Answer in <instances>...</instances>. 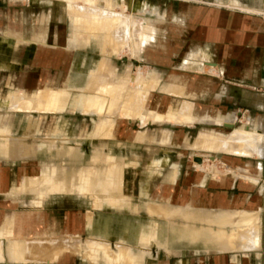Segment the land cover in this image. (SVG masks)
Wrapping results in <instances>:
<instances>
[{
	"label": "crops",
	"instance_id": "obj_1",
	"mask_svg": "<svg viewBox=\"0 0 264 264\" xmlns=\"http://www.w3.org/2000/svg\"><path fill=\"white\" fill-rule=\"evenodd\" d=\"M48 1L63 4L71 23L69 34L61 45L41 43L43 33L29 40L18 38L19 43L36 44L25 46L20 54L27 63L32 60L30 64L43 68L26 78L36 90L28 93L10 87L0 98V112H11L4 107L9 97L33 101L41 91L59 92V87L41 84L51 77L55 59L64 63L83 49L76 47L75 39L86 47L90 38L101 36L106 49L103 26L87 29L88 18L76 24L77 15L70 13L66 2ZM168 1L163 11L167 34L163 57L152 50L146 55L147 64L163 66L165 76L155 89L160 79H145L150 84L147 114L159 116L144 123L136 119L140 125L149 124L147 132L131 131L135 119L80 113L90 120L84 136H56L63 134L57 126L50 142L29 144L19 139V158H11L12 141L0 145L4 156L0 158L4 161L0 165V264H76V254L97 263L89 257L94 247L88 242L107 244L111 252L127 248L143 262L145 257L150 259L149 264H188L189 257L194 258L191 264H264V20L259 17L264 0ZM104 2L113 9L127 4L126 0ZM134 10L135 18L146 17L140 28L133 26L138 34L137 54L152 42L156 28L150 20L161 14L148 7ZM175 50L178 56L173 57ZM46 54L51 55L46 56L52 60L49 64L40 61ZM97 56L101 59V54ZM101 63L88 72L85 82ZM123 77L94 78L102 84L125 82L128 76ZM11 79L5 78V84ZM26 83L22 87L29 90ZM69 85L73 91L79 88ZM176 100L179 104L174 108ZM182 111L188 117L178 120ZM29 117L32 121L33 115ZM6 129L9 125L0 126V131ZM237 129L259 134L256 154L196 146L200 136H211L214 146L221 145ZM155 130H160L159 136H154ZM24 132H28L25 137L33 134L31 123ZM43 148L49 150L30 154ZM207 160L214 171L204 170ZM112 172L115 186L93 193L92 180L100 179L105 185ZM108 211L122 213L120 224L132 225L130 238L120 233L108 239L102 232L100 226L108 225L104 216ZM108 241L116 242L114 249ZM66 244L76 251L62 249ZM25 245L30 248L23 249Z\"/></svg>",
	"mask_w": 264,
	"mask_h": 264
},
{
	"label": "rangeland",
	"instance_id": "obj_2",
	"mask_svg": "<svg viewBox=\"0 0 264 264\" xmlns=\"http://www.w3.org/2000/svg\"><path fill=\"white\" fill-rule=\"evenodd\" d=\"M127 4H123L124 11L127 13H137L133 12L134 9L143 10L148 7L151 9H156L161 16L153 17L150 22L156 28V32L154 34V38L152 42L142 47L140 53L135 55H131L130 48H124L119 51V53H115L114 51H110L107 48L105 49V45L103 46V39L97 37L90 38L86 47L80 45V42L75 39L76 47L80 46L83 49H79L71 59L65 60L62 63L60 60L55 59L54 66L52 68L54 71L50 73L51 77L47 80H44L41 86L47 87H59V93L61 91L69 90L70 85L68 86V82L72 84L81 85L83 87L86 75L90 70H93L99 61H103L105 73L107 76H131L133 74H137L141 71L143 77L147 80L148 78H159L156 85L153 89L159 87V84L164 83V68L160 65H148L147 64V54H150V51H155L156 55L159 57H163V48L165 44V39L167 38V34L163 31L164 17L163 11L165 6L169 5L168 0H126ZM121 6V5H120ZM116 6L114 9L119 11L122 7ZM142 18L136 17L137 27L140 28L142 22L146 17L141 16ZM261 17V15L259 16ZM262 18V17H261ZM62 27V28H61ZM71 28V23L69 18L67 17L66 11L64 10V6L61 2L57 1H48V0H0V98L3 95L8 94V92L12 89H24L23 91L32 93L36 90L35 87L31 88L28 83L29 90H25L26 78L29 79L31 74L36 73L39 69L43 68L40 64L33 65L32 60H29L28 63L25 61L24 56H22L21 49L26 47H32L34 45L30 42L25 45L24 43H19L17 40L20 36H25V39L29 40V37H34L35 34L43 33L44 40L41 42H45V44L49 45H61V41H65L69 34V30ZM61 30H63L61 32ZM68 31V33H67ZM87 37L88 34H84ZM11 37L15 40L13 44H10L7 41V37ZM166 37V38H165ZM69 42V40H68ZM71 42V41H70ZM39 44V43H37ZM36 46V44H35ZM88 46V47H87ZM148 49V50H147ZM177 53V54H176ZM101 54V59L97 55ZM46 56H51L46 54L44 57L41 55L40 61H44L45 64H49L52 60L46 58ZM178 56V50L173 51V57ZM22 60V61H21ZM35 60V59H34ZM51 62H50V61ZM20 61L22 63H20ZM175 65V64H173ZM51 66V65H50ZM167 69V68H166ZM207 70V69H206ZM167 71V70H166ZM137 72V73H136ZM156 73V75H155ZM174 73H179V71H174ZM178 77V76H177ZM5 78H12L10 80V84L6 83ZM53 78H57L53 80ZM25 79V81H24ZM110 82H113L112 80ZM26 83V84H27ZM87 83V82H86ZM24 86V87H22ZM9 91H7L9 88ZM81 87V88H82ZM69 88V89H68ZM152 90V89H151ZM7 91V92H6ZM5 93V94H4ZM179 102L176 100L173 102V107H178ZM33 115L32 121H30L29 115ZM5 113L0 112V126L1 125H9L10 129H6V131H0V145L2 143L12 141L13 147L12 153L14 155L11 158H19L18 156V141L19 139H25V141L29 144L40 143V142H50L49 137H51L52 130L57 126L62 130L61 135H56L60 137H70L76 135L84 136L86 127L88 126L90 120H85V117L78 112H72L70 110H66L60 114H38V113ZM46 115V116H45ZM47 117V118H46ZM98 117H92L91 119H97ZM125 120H129L120 116ZM124 120V121H125ZM130 119L129 121H132ZM137 121V122H135ZM31 123V128L34 131L33 134L25 137L24 130L26 126ZM138 120H134L130 127L132 132L136 131H144L145 129L149 130V124L140 125L138 124ZM93 125V124H92ZM160 130L152 131L155 133L154 136L160 135ZM162 131V130H161ZM212 131V130H209ZM168 132V131H167ZM207 132V131H204ZM170 133V132H168ZM202 133V132H199ZM218 133V132H216ZM69 134V135H68ZM24 135V136H23ZM228 135V134H227ZM197 137V136H196ZM167 141L169 139H166ZM195 140V139H194ZM193 140V141H194ZM68 142V141H67ZM162 142V141H161ZM193 142L191 143V148L193 147ZM55 148V145L53 146ZM51 149V148H50ZM49 149L43 148L42 150H36L35 152H31L30 154L44 153ZM29 154V155H30ZM207 158L208 156H203ZM0 158H4L3 155L0 154ZM209 159V158H208ZM210 160L205 162L206 165H203L205 171L214 170L213 166L209 163ZM18 163V162H17ZM208 164V165H207ZM0 165H4V161L0 162ZM195 165V164H194ZM25 181V178L23 179ZM129 193V192H126ZM104 216L108 218V225L100 226L102 232L107 235L108 239L115 238L120 233H125V236L131 237L132 225L120 224L122 213L117 211L112 212L108 211L104 213ZM142 226V225H141ZM99 229V228H98ZM93 238H95L93 236ZM98 239V238H97ZM80 242V239L77 238L76 241ZM75 241V242H76ZM157 241V237L155 239ZM109 247L114 249V241H108ZM62 249H69L76 251L75 247H64ZM147 253L150 250H146ZM76 264H104L102 261H98L97 263H92L88 260L84 261L80 254H76L75 257ZM72 258V259H73ZM44 259H46L44 257ZM191 264L194 258H188ZM150 259L145 257L144 264H149ZM174 261V259H173ZM90 262V263H89ZM46 264V263H43Z\"/></svg>",
	"mask_w": 264,
	"mask_h": 264
},
{
	"label": "bare ground",
	"instance_id": "obj_3",
	"mask_svg": "<svg viewBox=\"0 0 264 264\" xmlns=\"http://www.w3.org/2000/svg\"><path fill=\"white\" fill-rule=\"evenodd\" d=\"M60 1L66 2L70 6V13L77 15L75 19L76 24L83 23V21L86 22V18H88L87 24H85L87 29L93 30L95 26H103L106 48L108 50L119 53L124 48H130L131 55H135V51L138 49V34L133 27L135 24V28L137 26L136 18L132 13L125 12L122 7L123 5L120 6L122 7L120 11H116L112 8V4L109 2L105 3L104 0ZM104 66L103 63L99 64L96 70L92 72L93 78L87 83L85 82L83 87L79 85V88L75 91L71 89V92L64 90L59 93L44 90L39 92L33 101L19 96H12L4 102V107L14 113L37 111L45 114L73 110L83 115H104L107 118L123 116L126 119H138L143 123L159 117L147 114L145 105L150 84L145 80L141 71L128 76V78L124 76L123 79L127 78L125 82H110L108 80L100 84L94 77H98L100 74L106 76ZM187 117V113L182 111L177 119L185 120ZM104 127L103 124L100 130L102 135L105 133ZM258 135L244 129H237L221 145L214 146L211 136H200L196 146L198 145L210 150L212 148L227 150L226 152L231 151L235 154L239 153L251 156L259 150L260 139L262 138H259ZM48 182L52 183L50 179ZM103 184V182H100V179L92 180L90 188H92L93 193L100 192V190L105 188H113L116 184V177L113 175V172L106 180L105 185ZM236 237H239V235ZM254 240L255 236L253 237ZM78 244L77 242L76 247H78ZM91 244H93L94 248L92 247L93 249L88 254L93 260L103 261L106 264H144L143 258L140 255L132 253L127 248L121 247L117 252H111L108 251L107 244L88 242V245ZM64 247H68L67 244ZM27 248H30L29 245H25L23 249Z\"/></svg>",
	"mask_w": 264,
	"mask_h": 264
},
{
	"label": "water",
	"instance_id": "obj_4",
	"mask_svg": "<svg viewBox=\"0 0 264 264\" xmlns=\"http://www.w3.org/2000/svg\"><path fill=\"white\" fill-rule=\"evenodd\" d=\"M226 125H228L229 127H232L231 124H226ZM196 161H198L199 163H201V160H200V159H198V160H196Z\"/></svg>",
	"mask_w": 264,
	"mask_h": 264
},
{
	"label": "built area",
	"instance_id": "obj_5",
	"mask_svg": "<svg viewBox=\"0 0 264 264\" xmlns=\"http://www.w3.org/2000/svg\"><path fill=\"white\" fill-rule=\"evenodd\" d=\"M260 15H261L262 19L264 20V11H262Z\"/></svg>",
	"mask_w": 264,
	"mask_h": 264
}]
</instances>
